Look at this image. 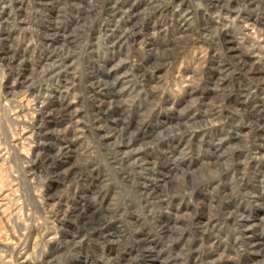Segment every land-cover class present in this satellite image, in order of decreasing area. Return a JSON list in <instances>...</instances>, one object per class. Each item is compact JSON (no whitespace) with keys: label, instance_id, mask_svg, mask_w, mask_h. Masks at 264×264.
I'll list each match as a JSON object with an SVG mask.
<instances>
[{"label":"rangeland","instance_id":"1","mask_svg":"<svg viewBox=\"0 0 264 264\" xmlns=\"http://www.w3.org/2000/svg\"><path fill=\"white\" fill-rule=\"evenodd\" d=\"M263 10L0 0V264H264Z\"/></svg>","mask_w":264,"mask_h":264},{"label":"bare ground","instance_id":"2","mask_svg":"<svg viewBox=\"0 0 264 264\" xmlns=\"http://www.w3.org/2000/svg\"><path fill=\"white\" fill-rule=\"evenodd\" d=\"M152 3V2H151ZM158 3V2H157ZM259 3V2H258ZM153 4V3H152ZM148 6V5H147ZM146 6V7H147ZM154 6H155V4H154ZM259 6H261V5H259ZM262 7V6H261ZM259 8V7H258ZM260 9V8H259ZM257 10V9H256ZM127 11V10H126ZM260 11V10H259ZM261 11H262V9H261ZM264 11V10H263ZM264 13V12H263ZM57 37V36H56ZM247 62V61H246Z\"/></svg>","mask_w":264,"mask_h":264}]
</instances>
